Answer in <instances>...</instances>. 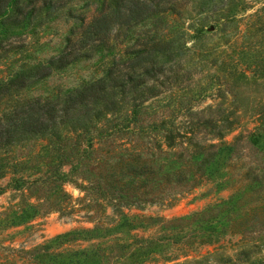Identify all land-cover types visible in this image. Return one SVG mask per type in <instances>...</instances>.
Instances as JSON below:
<instances>
[{
    "label": "trees",
    "instance_id": "trees-1",
    "mask_svg": "<svg viewBox=\"0 0 264 264\" xmlns=\"http://www.w3.org/2000/svg\"><path fill=\"white\" fill-rule=\"evenodd\" d=\"M180 1L0 0V58L22 43L11 38L27 27L62 13L76 18L62 49L47 63L32 65L20 55L0 75V178L7 174L12 188L37 182L35 202L22 200L1 211L3 225L71 209V195L63 188L65 181H76L71 177L79 178L75 183L89 205L133 204L161 194L176 199L201 175L218 188H233L229 198L186 218L148 216L141 227L158 222L163 230L158 236L131 233L140 220L120 216L110 225L71 228L30 248H11L26 264H144L185 236L197 243L213 239L229 216L231 221L243 213L249 196L264 204V99L255 105L253 128L225 139L247 108L237 102V87L248 82L264 87V44L255 37L262 33L256 26L264 25V1L247 37L261 49L243 63L232 55L210 59L193 44L186 46L183 21L175 20L182 15ZM78 57L95 58L93 76L40 92L51 61L62 70ZM206 96L212 101L197 107ZM36 141L40 148L34 150ZM245 156L253 159L244 170ZM135 174H144L142 184L131 183ZM76 240L87 243L70 247Z\"/></svg>",
    "mask_w": 264,
    "mask_h": 264
},
{
    "label": "rangeland",
    "instance_id": "rangeland-1",
    "mask_svg": "<svg viewBox=\"0 0 264 264\" xmlns=\"http://www.w3.org/2000/svg\"><path fill=\"white\" fill-rule=\"evenodd\" d=\"M263 1L182 0L180 1L182 15L175 20L176 23L183 21L182 31L186 46L193 44V48L203 51L210 59L232 55L235 60L243 63L247 57L256 56L258 50L261 49V47L256 48L257 42L247 43V37L252 28L250 24L255 19V10L262 5ZM89 13V11L86 12V14ZM75 20L74 17L66 19V15L62 13L61 17L54 21L27 27L21 36L12 37V43H22L9 49L6 52L7 57L0 58V75L14 67L19 62L17 58L20 55L32 65L47 63L50 57H55L62 49L69 27L75 24ZM256 27H261L262 30L259 32L262 33L259 35L257 32L255 37H260L261 43L264 44V25ZM120 45L116 44L117 52L120 51L118 49ZM4 48L8 46L5 44ZM262 50L260 54L264 52ZM94 60V57H78L62 70L54 67L56 62L51 61V70L39 81L40 92H47L48 88L55 84L63 88L80 84L83 79L95 74L97 64ZM183 64L184 66L189 65L190 62ZM210 72L214 75L217 71L212 67ZM237 91V102H241L242 105L246 102L247 108L241 111L242 116L237 129L225 136L227 140L239 129L246 132L253 128L256 122L255 105L264 99V87L257 86L253 82L237 87ZM32 92L36 91L31 90L30 93ZM210 101L212 98L206 96L198 102L197 107H202ZM38 142L36 141L34 150L40 148ZM252 159V157H244V170L252 164ZM8 178L7 174L0 178V186H4L0 191V212L8 211L9 207L15 206L22 200L35 202L36 192L33 189L37 182L27 188L25 184L20 188H12L10 184L7 185ZM143 178L144 174L132 175L131 183L140 185ZM71 179H76V181L67 180L63 186L71 195V209H51L34 216L28 222L13 226L3 225L4 221L1 218L0 264H26L22 257L11 248H30L71 228L91 227L94 224L110 225L120 216L140 220V226L133 228L131 233L137 236H158L163 232L158 228V222L149 224L145 228L141 227L145 222L150 221L147 219L148 216L153 217L152 221H155L156 217L169 220L186 218L215 202L229 198L233 192L232 187L218 188L213 181L201 175L191 188L176 199L161 194L154 200L133 204H126L121 200L115 202L102 200L99 203L91 202L89 205L87 204L88 199L81 198L84 191L75 183L79 181V178L71 177ZM123 180L126 178L119 182ZM140 190L142 188L138 191ZM162 192L165 193L166 190ZM243 210L238 218H231V221L229 216L227 226L214 235L213 239L207 240L211 235H206L208 237L204 238L207 241L197 243L192 240L191 236H185L183 240L190 244L185 245L184 241L166 244L157 254L151 255V258L148 257L144 264H264V204L260 205L259 200L251 195L245 200ZM86 243L87 241L76 240L69 244L70 247H76Z\"/></svg>",
    "mask_w": 264,
    "mask_h": 264
}]
</instances>
